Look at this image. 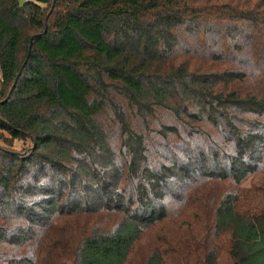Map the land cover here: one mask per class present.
Instances as JSON below:
<instances>
[{
  "label": "trees",
  "instance_id": "1",
  "mask_svg": "<svg viewBox=\"0 0 264 264\" xmlns=\"http://www.w3.org/2000/svg\"><path fill=\"white\" fill-rule=\"evenodd\" d=\"M53 2L0 0V264H130L183 209L177 264H264V0Z\"/></svg>",
  "mask_w": 264,
  "mask_h": 264
},
{
  "label": "rangeland",
  "instance_id": "2",
  "mask_svg": "<svg viewBox=\"0 0 264 264\" xmlns=\"http://www.w3.org/2000/svg\"><path fill=\"white\" fill-rule=\"evenodd\" d=\"M19 1L21 4L25 2V0H19ZM26 147L27 148L29 147L28 142L24 143V142L16 141L14 144V149L16 151H22ZM246 184H245L246 186H249L251 185V182L250 184L248 183ZM97 199L98 198L96 197L95 201ZM180 212L181 211L176 212L175 210L172 212H169L170 220L168 222L169 223L168 226H166V224H163L162 226H160V228H157V230L149 231V232L147 231L142 242H140L137 245V249L134 255H132V260L130 264H143L146 261L147 257L152 253V250L155 248L167 249L165 253L167 257V262H168L167 264H177L178 263L177 260L172 259V251H173V248L175 247V243H174L175 235H173L172 232H174L175 234V232L178 230L187 232V231L194 229L195 232L198 233V231L204 230L206 227L205 226V223H206V212L205 211L201 212L199 210L193 211L190 209H183L182 210L183 216L179 218L178 215ZM112 214L113 213H107L105 211H101V214L98 218L89 217V222H90L88 225L89 229L96 227L97 224H104L109 228L114 227L118 223L119 221L118 219L120 218L118 217L119 215H112ZM81 220L83 221V223L88 221L85 218H82ZM162 228H164V231H162L163 230ZM168 231L170 233V236L168 235ZM166 235L168 237H166ZM176 239L183 240L182 238H176Z\"/></svg>",
  "mask_w": 264,
  "mask_h": 264
},
{
  "label": "water",
  "instance_id": "3",
  "mask_svg": "<svg viewBox=\"0 0 264 264\" xmlns=\"http://www.w3.org/2000/svg\"><path fill=\"white\" fill-rule=\"evenodd\" d=\"M55 4H56V0H54V2H53V8L55 7ZM31 50H32V40H31V43H30L29 55H30V52H31ZM27 61H28V58H27V60L25 61V63H24V66H23V67H25V66H26V64H27ZM20 75H21V72L19 73V75H18V77H17V80H18V78L20 77ZM14 88H15V85L12 87L10 94H12V92H13Z\"/></svg>",
  "mask_w": 264,
  "mask_h": 264
},
{
  "label": "built area",
  "instance_id": "4",
  "mask_svg": "<svg viewBox=\"0 0 264 264\" xmlns=\"http://www.w3.org/2000/svg\"><path fill=\"white\" fill-rule=\"evenodd\" d=\"M3 82V75H2V69L0 64V84Z\"/></svg>",
  "mask_w": 264,
  "mask_h": 264
}]
</instances>
